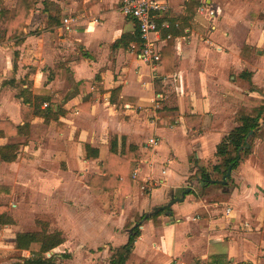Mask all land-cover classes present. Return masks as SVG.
<instances>
[{"label": "crops", "instance_id": "1", "mask_svg": "<svg viewBox=\"0 0 264 264\" xmlns=\"http://www.w3.org/2000/svg\"><path fill=\"white\" fill-rule=\"evenodd\" d=\"M161 1L149 66L119 0H0V151L13 156L0 158L12 220L0 251L8 237L12 264L30 256L15 235L41 224L64 239L53 264H110L136 227L124 264H264V112L225 185L214 171L218 146L264 102V0Z\"/></svg>", "mask_w": 264, "mask_h": 264}, {"label": "trees", "instance_id": "2", "mask_svg": "<svg viewBox=\"0 0 264 264\" xmlns=\"http://www.w3.org/2000/svg\"><path fill=\"white\" fill-rule=\"evenodd\" d=\"M19 1L23 2L24 0ZM8 15L9 13H0V17H6ZM4 29L6 34L13 31L11 20ZM261 112H264V102L261 103L260 108H255L253 112L248 115H243L242 118H240V125L235 128L228 137H226L216 150V157L220 159V163L218 166L214 167V171H219L223 176L228 167H231V170L235 169L238 166L242 155H247L249 153V148H247L249 143L246 137L249 132L255 130ZM7 153L9 154L7 149L0 151V158L4 161H11L13 156L7 158ZM133 167L134 162L132 163L131 168ZM197 173L200 175V180L202 181L203 186L210 183L211 179L204 169L197 170ZM121 179L124 180V183L126 184L127 182L130 183V175L128 177L121 176ZM2 189L6 190V188H0V195H2ZM123 197V195L120 196V201ZM7 210V205H0V230L4 225L12 224V220L10 219ZM39 227L40 231L17 233L15 235V249L30 254L29 257L22 259L23 264H53L52 256L46 257V254L50 253L53 249L59 247L64 242L60 232L48 234L44 224L39 225ZM137 236L138 227H136L130 234L128 243L124 247L113 251L110 258V264L125 263L126 257L133 248Z\"/></svg>", "mask_w": 264, "mask_h": 264}, {"label": "built area", "instance_id": "3", "mask_svg": "<svg viewBox=\"0 0 264 264\" xmlns=\"http://www.w3.org/2000/svg\"><path fill=\"white\" fill-rule=\"evenodd\" d=\"M198 2L204 6L208 0H198ZM166 9V4H164L161 0H119V12L125 18L134 21L138 29L139 38L141 40V52L139 59L149 66H154L161 61L162 40L159 37L158 18L164 11H166ZM69 24L70 22L68 20H64L66 31H70ZM169 38V36L166 37V39ZM149 144L155 145L156 142L154 139H151L149 140ZM143 189L144 188H142V190Z\"/></svg>", "mask_w": 264, "mask_h": 264}, {"label": "rangeland", "instance_id": "4", "mask_svg": "<svg viewBox=\"0 0 264 264\" xmlns=\"http://www.w3.org/2000/svg\"><path fill=\"white\" fill-rule=\"evenodd\" d=\"M25 193L28 194L27 191L22 192L21 195L18 194L19 195L18 199L19 198L21 199L22 197H26V199H27V195ZM15 202H17V201H15ZM21 204H22L21 208L24 210L25 205L27 204V201L26 200L21 201ZM12 210L16 211V209H13V208H12ZM32 218L33 217L28 215V214L22 215L20 228L21 229H30L31 228L30 222H31ZM32 220H34V218ZM4 241H5L4 249H2L0 251V264H12L13 262H15L16 259L21 258V256H20L21 254L19 252L11 251V248L8 249L9 248V246H8L9 238L8 237Z\"/></svg>", "mask_w": 264, "mask_h": 264}, {"label": "water", "instance_id": "5", "mask_svg": "<svg viewBox=\"0 0 264 264\" xmlns=\"http://www.w3.org/2000/svg\"><path fill=\"white\" fill-rule=\"evenodd\" d=\"M248 137V136H247ZM230 174H231V167H228L225 175L222 177L221 181L219 182L222 185H225L227 180L230 179ZM189 190H185V192L182 194V197L187 194ZM176 201H182V198L180 200H172L170 201L167 205L158 207L154 209L153 214H156L158 211H165L166 214L170 215L171 214V206L176 202Z\"/></svg>", "mask_w": 264, "mask_h": 264}]
</instances>
